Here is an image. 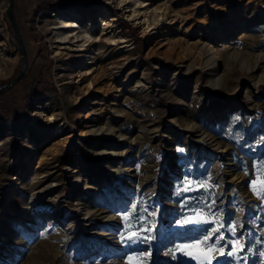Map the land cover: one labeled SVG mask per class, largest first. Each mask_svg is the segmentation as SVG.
<instances>
[{
	"label": "rangeland",
	"instance_id": "obj_1",
	"mask_svg": "<svg viewBox=\"0 0 264 264\" xmlns=\"http://www.w3.org/2000/svg\"><path fill=\"white\" fill-rule=\"evenodd\" d=\"M7 5L0 86L21 67ZM12 13L26 69L0 91V264H129L149 251L147 264H196L167 253L219 226L184 222L213 200L226 239L236 223L244 242L213 264H264L251 190L264 159V0H13ZM185 179L211 187L185 192Z\"/></svg>",
	"mask_w": 264,
	"mask_h": 264
},
{
	"label": "snow or ice",
	"instance_id": "obj_2",
	"mask_svg": "<svg viewBox=\"0 0 264 264\" xmlns=\"http://www.w3.org/2000/svg\"><path fill=\"white\" fill-rule=\"evenodd\" d=\"M253 167H255L257 171V179L251 185V190L257 199L262 202V205H264V159H261L258 163L254 164ZM209 187H211V185H208L205 182L194 183L193 181L185 179L183 181L182 190L185 192L191 191L194 188L207 190ZM204 199L206 200L207 198ZM214 204V200L211 204H201V208L208 210L207 216L203 211H196L194 216L186 218L184 222L195 225H206L211 223L217 224L219 226L211 229H205V234L202 238L197 237L194 240L188 241L187 243L177 244L167 253L172 257V259H177V253H179L191 260L196 261V264H213V260L216 258L217 252L221 256L227 255L228 257H239V253L244 251V242L242 238L237 235L236 223H231L227 228V231L231 234V239H226L224 234L221 232V228L224 227V225L220 223L219 215L212 212ZM136 207V204L131 205L132 212L136 211ZM123 219L128 221L130 219V215H124ZM145 231H147V229H145ZM216 233L220 234L216 235L215 241L213 243H209L212 236ZM123 238L124 237H122V239ZM127 239L135 243L140 240V237L137 232H133L127 236ZM145 239H147V237ZM197 246H202L204 252L201 255H192L189 249ZM229 246L230 250L225 252L224 249L228 248ZM260 255L264 257V252H261ZM150 256L151 252L149 251L141 254L138 257H129V264H147V260L150 258Z\"/></svg>",
	"mask_w": 264,
	"mask_h": 264
},
{
	"label": "water",
	"instance_id": "obj_3",
	"mask_svg": "<svg viewBox=\"0 0 264 264\" xmlns=\"http://www.w3.org/2000/svg\"><path fill=\"white\" fill-rule=\"evenodd\" d=\"M12 3H13V0H8V5H7V9H6V15H7L8 20H9V22H10L12 28H13L15 39H16V42H17V45H18V48H19V51H20L21 67H20L19 73L13 79L8 81L4 85L0 86V91L9 88L13 84H15L17 81H19L22 78V76L24 75L25 69H26L25 49H24V45H23L20 33L18 31L17 25H16L14 17H13Z\"/></svg>",
	"mask_w": 264,
	"mask_h": 264
},
{
	"label": "bare ground",
	"instance_id": "obj_4",
	"mask_svg": "<svg viewBox=\"0 0 264 264\" xmlns=\"http://www.w3.org/2000/svg\"><path fill=\"white\" fill-rule=\"evenodd\" d=\"M68 21H69V20H68ZM68 21H67V22H68ZM71 25H73V24H71ZM88 40H89V38L85 40V43L80 44V48H79L80 50L84 48V45H86V43L88 42ZM201 50H203L204 53L207 52V49L204 50V47H202ZM208 55H210V54H208ZM208 55H207V53H206L207 61H208V60L210 61V58H208ZM230 56H231V55H230ZM214 58H215L214 61H215V62H218V57H217L216 55H215ZM89 60H90V59H88V62H89ZM88 62H87V63H88ZM76 76H77L78 78H80V73H78ZM225 79H226V76L224 77V80H225ZM224 82H225V81H224ZM214 86H216V83H215ZM41 115H42V118L45 119V118H44V114H41ZM54 118H55V114L51 113V114L49 115V118L46 117V120H45V121H47L48 123H52V121L54 120ZM92 132H93V131H92ZM95 133H96V132H95ZM49 175H52V174H50V171H46V173L42 176L41 180H38L37 183H41V182H43V181H44L43 178H44V177H49ZM50 189H51V186H50L49 184H48V185H44V187H42V189H40V190L34 192L31 201L34 202V201H36L37 199L42 198L44 195H49V191H50ZM50 198H51V197H50ZM55 198H56V196L52 197V200H54Z\"/></svg>",
	"mask_w": 264,
	"mask_h": 264
}]
</instances>
